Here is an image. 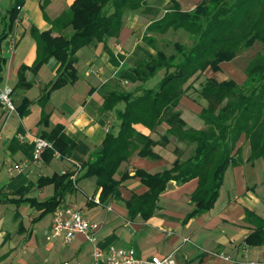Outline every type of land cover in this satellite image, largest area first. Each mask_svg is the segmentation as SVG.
Returning a JSON list of instances; mask_svg holds the SVG:
<instances>
[{
  "label": "crops",
  "instance_id": "obj_1",
  "mask_svg": "<svg viewBox=\"0 0 264 264\" xmlns=\"http://www.w3.org/2000/svg\"><path fill=\"white\" fill-rule=\"evenodd\" d=\"M74 0H0V92H6L15 107L22 99L31 104L28 113L7 114L0 103V264H92L96 246L103 253L109 247L132 249L136 258L172 257L175 264H263L264 242H246L253 232L264 231V160L249 163V147L242 137L236 145V163L227 166L218 197L213 207L188 218L190 197L197 179L183 184L167 183L157 199V208L148 218L130 214L125 203L147 192V187L134 177L136 171L162 173L176 159L173 140L158 144L152 152L156 157H140L133 153L114 174L120 185L116 197L96 204L101 188L95 178L82 176L78 189L64 193L60 203L70 200L82 214L98 223L90 241L78 234L70 245L52 240L51 213L30 201L44 202L54 196L53 184L43 179L70 172L76 164L83 165L96 153L107 135H117L119 123L114 110H103L106 92L134 91L138 82L133 70L155 53L145 40L147 26L160 19L170 8V0H145L142 8L127 13L118 34L105 42L92 41L75 54L76 80L52 90L43 105L38 99L54 82L59 62L50 59L35 72L29 68L36 59V42L31 29L45 31ZM183 10H191L202 0H177ZM16 7V11L9 12ZM12 16V19H11ZM149 35V34H148ZM21 66L29 86L17 89ZM208 78L218 82L234 80L242 84L244 74L230 62L220 70L207 68ZM229 76V78H227ZM124 105V104H123ZM181 118L192 129H200L201 107L189 97L180 101ZM48 125L41 124L42 116ZM60 127L64 137L73 142L67 158L50 156L40 166L32 161L35 140ZM162 124L150 131L141 124L133 125L137 134L159 140L167 131ZM161 143V141H159ZM185 146V144H184ZM186 147V146H185ZM183 148V155L189 148ZM52 153V154H51ZM182 153V152H181ZM16 165H23L21 170ZM59 203V204H60ZM184 239H187L185 241ZM254 240H259V237ZM248 245V246H247ZM211 253H221L224 261Z\"/></svg>",
  "mask_w": 264,
  "mask_h": 264
},
{
  "label": "trees",
  "instance_id": "obj_2",
  "mask_svg": "<svg viewBox=\"0 0 264 264\" xmlns=\"http://www.w3.org/2000/svg\"><path fill=\"white\" fill-rule=\"evenodd\" d=\"M145 0H74L59 17L51 21L45 31L31 29L36 42V59L29 68L35 72L50 59L59 62L57 76L49 88L41 94L38 103L43 105L52 90L76 80L75 54L92 41L105 42L115 37L124 16L139 11ZM169 10L158 20L150 23L145 36L152 31L161 34L169 29L185 33L187 42L173 43L169 53L155 50L147 60L134 70L138 88L134 91L116 90L103 96V110H114L117 104L124 109L117 113V135H107L92 160L81 165L83 176L95 178L101 188L100 203L116 197L119 181L114 174L119 165L133 153L140 157H156L152 152L158 144L171 140L185 144L189 152L181 157L175 147L176 159L170 169L157 174L136 171L135 178L147 187V192L126 202L130 214L151 216L157 208V199L170 181L183 184L197 179L198 185L190 197L192 205L188 218L210 210L215 203L227 166L236 163L239 149L237 142L243 137L249 147L248 162L264 160V53H257L247 64L246 79L241 85L232 80L218 82L201 76L207 68L220 70V64L230 62L244 49L256 42L264 45V0H202L195 9L184 12L177 0H170ZM16 11V7L9 12ZM12 19V16H11ZM158 25H152L155 23ZM21 66L17 74L16 88L29 86ZM1 74V73H0ZM157 77L152 88L145 85ZM189 97L201 107L200 129H192L181 118L180 101ZM30 102L22 99L16 111L20 116L28 113ZM117 111V110H116ZM115 111V113H116ZM47 117L40 122L48 125ZM141 124L151 132L162 124L167 131L159 140L137 134L133 125ZM53 149L67 158L73 142L63 136L60 127L50 134H42ZM161 141V143H159ZM52 154V153H51ZM50 156L46 152L44 159ZM74 170V169H72ZM66 172H64L65 174ZM69 175L43 179L41 183L53 184L54 196L44 202L31 204L52 212L60 203ZM64 188V189H63ZM259 237V240H254ZM246 242L259 245L264 242V231L250 234Z\"/></svg>",
  "mask_w": 264,
  "mask_h": 264
},
{
  "label": "built area",
  "instance_id": "obj_3",
  "mask_svg": "<svg viewBox=\"0 0 264 264\" xmlns=\"http://www.w3.org/2000/svg\"><path fill=\"white\" fill-rule=\"evenodd\" d=\"M0 103L4 106L7 113H13L15 107L6 92H0ZM51 148L47 141L37 138L33 151L32 161L40 166L43 162V153ZM58 156V155H56ZM23 165H16L17 170H21ZM80 170V165L76 164L74 170ZM96 204H99L98 198H93ZM98 223L85 217L80 209L73 202H67L57 206L51 213V238L60 242L62 245H70L78 234H82L90 241V237L98 229ZM187 241V239H184ZM227 259V258H225ZM92 264H175L172 257L136 258L132 249H122L109 247L106 253H103L98 247L92 251ZM264 264V263H263Z\"/></svg>",
  "mask_w": 264,
  "mask_h": 264
},
{
  "label": "rangeland",
  "instance_id": "obj_4",
  "mask_svg": "<svg viewBox=\"0 0 264 264\" xmlns=\"http://www.w3.org/2000/svg\"><path fill=\"white\" fill-rule=\"evenodd\" d=\"M195 8H193V9H191V10H183L182 8H181V10L182 11H184V12H190V11H193ZM159 23L157 22V23H155V24H152V25H158ZM145 40H146V42L148 43H150V46L151 47H153L154 48V50H164L166 53H169L170 51H171V49H172V45H173V43H175V42H178V41H185V42H187V38H186V36H185V33L184 32H182V31H174L173 29H169L166 33H164V34H161V33H159L158 31H152L151 33H149V35H146V37H145ZM264 53V45H262V44H260V43H255L251 48H248V49H244V50H242L237 56H236V58H234L232 61H230V63L235 67V68H239V70H240V72H242L243 74H244V80H243V82L245 81V79H246V76H245V72H244V70H245V68H246V66H247V64H248V62L254 57V56H256L257 55V53ZM204 78H208V71L207 72H204L203 74H202V76H201V80L202 79H204ZM227 78H229V76L227 77ZM242 79V78H241ZM240 79V80H241ZM230 80V79H229ZM234 80L235 81H233V82H235L237 85H241V84H238V82H240V80L237 78V77H235L234 78ZM157 82H158V79H157V77H155L154 79H152L150 82H148L146 85H145V88H148V89H152L156 84H157ZM11 99V98H10ZM12 103H13V101H12ZM13 105H14V103H13ZM122 107V109H118L119 111H122L123 109H124V105L122 104V103H120V104H117L115 107H114V109L115 108H117V107ZM14 107H15V105H14ZM116 111V113H115V116H117V113L119 112V111ZM17 111H16V107H15V111L13 112V113H16ZM13 113H9V114H13ZM8 114V113H7ZM38 138H41V137H38ZM37 139V138H36ZM41 139H43V138H41ZM43 140H45V139H43ZM45 141H47V140H45ZM48 142V141H47ZM35 143H36V140H35ZM48 143H50V142H48ZM51 144V143H50ZM177 144H180V143H176V145ZM185 146H184V144H181V146H180V151L181 152H183V148H184ZM48 150H51V151H53V155L55 156V155H58V157H60L61 155H60V153L59 152H57V151H55L54 149H53V146H52V144H51V148L49 149H46L45 151H44V153L46 152V151H48ZM44 153H43V155H44ZM188 154V153H187ZM186 154V155H187ZM42 155V156H43ZM33 156V155H32ZM181 157H184V155L183 154H181ZM89 160H92V157L91 158H89ZM36 165V164H35ZM79 165V164H78ZM82 165V164H81ZM81 165H80V170H77V169H75V170H72V171H70V172H68L69 173V175H67V177L65 178V180H64V183H68L67 184V186H66V188L64 189V190H62V192H63V195H64V193L65 192H67V191H69V190H74L75 188L76 189H78V186H77V183H78V181L81 179V177L83 176V170H81ZM38 166V165H37ZM67 173V172H66ZM65 173V174H66ZM64 173L62 174V175H65ZM58 177H60V176H58ZM58 177H55V178H58ZM53 178V177H52ZM51 178V179H52ZM75 189V190H76ZM93 198H97V197H90L89 198V200H91V199H93ZM99 199V198H98ZM67 202H73V203H75V205L80 209V207L76 204V201L74 202V200L73 201H70V200H67V201H64V202H62V203H60L59 205H62V204H64V203H67ZM99 204H100V200H99ZM58 205V206H59ZM80 211H81V209H80ZM248 246V245H247ZM213 256H216V257H219V258H221L222 260H224V261H230V259H229V257L228 256H224V255H222L221 253H211ZM225 258H227V259H225Z\"/></svg>",
  "mask_w": 264,
  "mask_h": 264
}]
</instances>
